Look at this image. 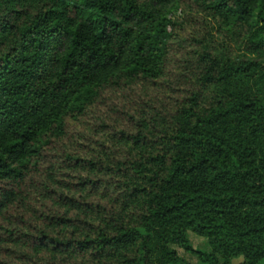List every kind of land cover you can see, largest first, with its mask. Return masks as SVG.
<instances>
[{
  "label": "trees",
  "instance_id": "trees-1",
  "mask_svg": "<svg viewBox=\"0 0 264 264\" xmlns=\"http://www.w3.org/2000/svg\"><path fill=\"white\" fill-rule=\"evenodd\" d=\"M181 248L264 264V0H0V264Z\"/></svg>",
  "mask_w": 264,
  "mask_h": 264
},
{
  "label": "rangeland",
  "instance_id": "rangeland-1",
  "mask_svg": "<svg viewBox=\"0 0 264 264\" xmlns=\"http://www.w3.org/2000/svg\"><path fill=\"white\" fill-rule=\"evenodd\" d=\"M170 18L175 22L181 23L187 19V13L179 12V13H176V14L170 16ZM195 18H196V20H193L194 21L193 24L188 22V24L191 26H188L187 30L190 33L194 31V32H199V33L204 35L206 33L205 28L207 27V30H208L207 32L212 34L215 37V39H217L219 41L221 40V35H219L217 33V27L213 23H211L208 20L205 21L202 17H198V15H196ZM233 31L234 30H231V32H233ZM230 36H233V33H231ZM143 92H145V90L142 92L138 91L136 93L126 92L124 94H119L116 96H107L110 98H108L105 101L106 104L100 106V108L97 109L100 111L98 112V114L94 113V115H92L89 122L92 123L94 121V119H96V117L99 116L100 112H102V111L113 114L111 112V109H112L111 106L112 105H116L118 108H121L124 105L130 106V103H133V102H135V103L140 102L139 96H142ZM140 94H142V95H140ZM108 95H110V94H108ZM191 239H192V242H193V245L195 246V248H200V249L206 248V240H204L203 238L191 235ZM179 256H180V258H182L185 262H187L189 264H204L203 262H201V260L196 255L191 254L182 248L179 249ZM240 262H242L241 259L234 261L235 264H239Z\"/></svg>",
  "mask_w": 264,
  "mask_h": 264
}]
</instances>
